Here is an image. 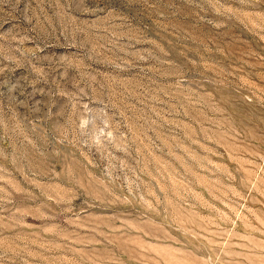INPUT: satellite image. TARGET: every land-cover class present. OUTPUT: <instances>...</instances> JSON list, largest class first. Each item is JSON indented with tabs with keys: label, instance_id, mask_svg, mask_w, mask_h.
<instances>
[{
	"label": "rangeland",
	"instance_id": "1",
	"mask_svg": "<svg viewBox=\"0 0 264 264\" xmlns=\"http://www.w3.org/2000/svg\"><path fill=\"white\" fill-rule=\"evenodd\" d=\"M0 264H264V0H0Z\"/></svg>",
	"mask_w": 264,
	"mask_h": 264
}]
</instances>
